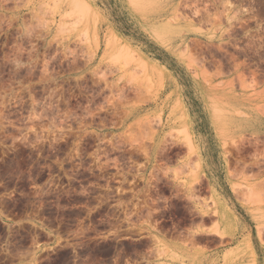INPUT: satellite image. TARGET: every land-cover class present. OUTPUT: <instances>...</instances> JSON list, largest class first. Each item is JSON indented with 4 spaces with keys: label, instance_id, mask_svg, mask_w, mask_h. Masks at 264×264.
I'll use <instances>...</instances> for the list:
<instances>
[{
    "label": "rangeland",
    "instance_id": "obj_1",
    "mask_svg": "<svg viewBox=\"0 0 264 264\" xmlns=\"http://www.w3.org/2000/svg\"><path fill=\"white\" fill-rule=\"evenodd\" d=\"M253 250L264 0H0V264Z\"/></svg>",
    "mask_w": 264,
    "mask_h": 264
},
{
    "label": "bare ground",
    "instance_id": "obj_2",
    "mask_svg": "<svg viewBox=\"0 0 264 264\" xmlns=\"http://www.w3.org/2000/svg\"><path fill=\"white\" fill-rule=\"evenodd\" d=\"M252 260L254 263L257 264V261H258V258H257V255H256V251L253 250V253H252Z\"/></svg>",
    "mask_w": 264,
    "mask_h": 264
},
{
    "label": "crops",
    "instance_id": "obj_3",
    "mask_svg": "<svg viewBox=\"0 0 264 264\" xmlns=\"http://www.w3.org/2000/svg\"><path fill=\"white\" fill-rule=\"evenodd\" d=\"M263 259V260H262ZM258 264H264V257L263 256H258Z\"/></svg>",
    "mask_w": 264,
    "mask_h": 264
}]
</instances>
